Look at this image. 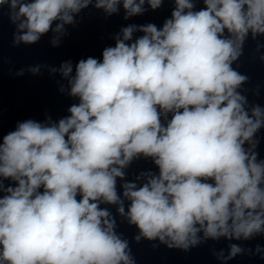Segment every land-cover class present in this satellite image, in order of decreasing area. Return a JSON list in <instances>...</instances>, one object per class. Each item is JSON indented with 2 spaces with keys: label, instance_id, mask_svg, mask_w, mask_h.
Wrapping results in <instances>:
<instances>
[{
  "label": "clouds",
  "instance_id": "1",
  "mask_svg": "<svg viewBox=\"0 0 264 264\" xmlns=\"http://www.w3.org/2000/svg\"><path fill=\"white\" fill-rule=\"evenodd\" d=\"M121 2L127 19L142 14L146 0H95V7L111 15ZM90 3L0 0V9L8 5L14 43L33 44L50 30L63 33ZM147 3L156 9L162 0ZM203 4L195 10V0H175L162 28H123L102 61L76 64L68 83L79 103L70 115L28 119L3 136L0 264H135L101 203L118 205L139 229L137 241L158 239L169 248L188 250L202 242L199 233L205 240L264 233V161L253 151L264 110H245L237 89L247 77L231 66L249 32L264 34V0ZM136 31L143 35L132 42ZM59 71L68 78L73 66L66 62ZM141 155L159 174H142L147 180L139 187L124 183L122 199L117 178ZM242 251L233 244L228 258Z\"/></svg>",
  "mask_w": 264,
  "mask_h": 264
}]
</instances>
